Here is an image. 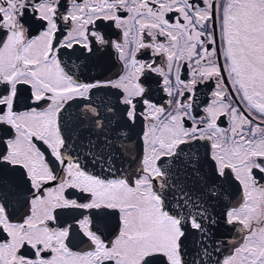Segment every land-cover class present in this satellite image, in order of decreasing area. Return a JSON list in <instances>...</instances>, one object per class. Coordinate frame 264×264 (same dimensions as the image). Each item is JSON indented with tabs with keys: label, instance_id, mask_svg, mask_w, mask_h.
Instances as JSON below:
<instances>
[{
	"label": "snow or ice",
	"instance_id": "1",
	"mask_svg": "<svg viewBox=\"0 0 264 264\" xmlns=\"http://www.w3.org/2000/svg\"><path fill=\"white\" fill-rule=\"evenodd\" d=\"M0 264H264V0H0Z\"/></svg>",
	"mask_w": 264,
	"mask_h": 264
},
{
	"label": "flooded vegetation",
	"instance_id": "2",
	"mask_svg": "<svg viewBox=\"0 0 264 264\" xmlns=\"http://www.w3.org/2000/svg\"><path fill=\"white\" fill-rule=\"evenodd\" d=\"M113 31L119 32V29H113ZM112 38L116 39L115 36H113ZM115 56L116 54L113 50L111 55L105 53L101 55L98 59H94L91 63L92 72L90 73V75L95 76L97 78H114L120 69L119 62L116 61ZM65 60H67V57H65ZM77 63H79V61H77ZM225 82L227 83L228 81L226 80ZM210 90V86H206L198 91L197 95L199 97V102L201 106L205 101L210 99ZM155 99L163 103L164 99H166V94L158 91L155 94Z\"/></svg>",
	"mask_w": 264,
	"mask_h": 264
},
{
	"label": "water",
	"instance_id": "3",
	"mask_svg": "<svg viewBox=\"0 0 264 264\" xmlns=\"http://www.w3.org/2000/svg\"><path fill=\"white\" fill-rule=\"evenodd\" d=\"M133 143H135V141H133ZM218 235L226 241H230L232 239V237L227 235L225 232H219Z\"/></svg>",
	"mask_w": 264,
	"mask_h": 264
}]
</instances>
